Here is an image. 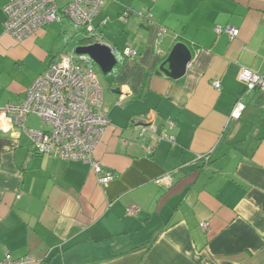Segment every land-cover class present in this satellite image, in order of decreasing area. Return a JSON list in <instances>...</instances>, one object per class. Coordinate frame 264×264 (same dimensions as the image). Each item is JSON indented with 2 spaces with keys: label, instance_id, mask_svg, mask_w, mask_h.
Wrapping results in <instances>:
<instances>
[{
  "label": "crops",
  "instance_id": "1",
  "mask_svg": "<svg viewBox=\"0 0 264 264\" xmlns=\"http://www.w3.org/2000/svg\"><path fill=\"white\" fill-rule=\"evenodd\" d=\"M8 1L0 107L23 101L59 57L54 43L83 32L62 20L17 42L3 28ZM93 25L117 60L102 88L110 125L93 158L115 177L102 184L90 164L32 154L20 129L0 131V260L264 264V107L239 79L241 69L264 76V0H104ZM225 26L238 36L215 32ZM177 43L192 59L174 80L158 69ZM238 100L245 110L233 120ZM146 118L173 140L139 137ZM165 176L168 186L156 183Z\"/></svg>",
  "mask_w": 264,
  "mask_h": 264
},
{
  "label": "built area",
  "instance_id": "2",
  "mask_svg": "<svg viewBox=\"0 0 264 264\" xmlns=\"http://www.w3.org/2000/svg\"><path fill=\"white\" fill-rule=\"evenodd\" d=\"M103 1L9 0L3 8L4 32L15 41L23 42L47 25L67 20L84 31L85 46L104 44L100 31L93 25ZM107 21L104 19L99 27H104ZM215 32L218 35L225 33L230 39L239 34L237 29L230 26L217 27ZM123 55L134 59L137 53L127 47ZM91 62L88 56L78 55L75 51L59 55L32 81L21 103L0 107V131L7 133L18 128L28 139L32 154L88 163L98 181L107 184L115 175L94 160L93 153L110 120L103 110V91ZM239 79L245 84V93L258 90L264 95V76L241 69ZM219 86L218 81L213 82L215 89H219ZM261 107H264V98ZM244 110V104L238 100L232 109L231 118L239 120ZM30 116L38 120L39 128L26 126ZM144 123L139 137L149 133L158 141L173 140L171 136L155 134L153 119L146 118ZM197 160L208 161V156H200ZM169 182L168 176L156 181L164 186H168ZM129 213L136 212L130 209ZM200 227L208 229L206 224ZM28 263H32L30 257L12 260L6 256L0 260V264Z\"/></svg>",
  "mask_w": 264,
  "mask_h": 264
},
{
  "label": "water",
  "instance_id": "3",
  "mask_svg": "<svg viewBox=\"0 0 264 264\" xmlns=\"http://www.w3.org/2000/svg\"><path fill=\"white\" fill-rule=\"evenodd\" d=\"M74 51L78 55L88 56L104 76L110 74L117 63L110 47L106 44L77 45ZM191 59V52L188 47L183 43H177L160 65L158 71L171 79L177 80L184 76ZM263 98L264 95L261 94L260 99Z\"/></svg>",
  "mask_w": 264,
  "mask_h": 264
},
{
  "label": "rangeland",
  "instance_id": "4",
  "mask_svg": "<svg viewBox=\"0 0 264 264\" xmlns=\"http://www.w3.org/2000/svg\"><path fill=\"white\" fill-rule=\"evenodd\" d=\"M58 27H59V25L57 23H52V24L49 25V27L47 29L55 28L58 31ZM77 33L78 32H74L75 35L72 37V41L70 43H68L67 45L64 44V40L63 39L62 40H58L56 43H54L53 51L56 52L55 54L56 55H61L63 52L65 53V52L72 51L74 49V47H76L77 45H85L84 44V38H85L84 33L83 32H79L78 34ZM94 70H95V74L97 76V79H98L100 85L104 89L106 84H107V81H108V79L110 77V74H108L106 76L102 75L96 65H94ZM27 125L29 127H39V122H37L36 119L29 118V120L27 121Z\"/></svg>",
  "mask_w": 264,
  "mask_h": 264
},
{
  "label": "trees",
  "instance_id": "5",
  "mask_svg": "<svg viewBox=\"0 0 264 264\" xmlns=\"http://www.w3.org/2000/svg\"><path fill=\"white\" fill-rule=\"evenodd\" d=\"M82 30V29H81ZM83 31V30H82ZM83 33H84V31H83ZM84 44H86V39H84ZM94 65H95V63H93V62H91V66L93 67V69H94ZM117 66V63H116V65H115V67ZM114 67V68H115ZM114 68H113V70H114ZM112 70V71H113Z\"/></svg>",
  "mask_w": 264,
  "mask_h": 264
}]
</instances>
